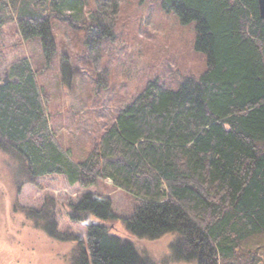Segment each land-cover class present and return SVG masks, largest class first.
I'll list each match as a JSON object with an SVG mask.
<instances>
[{"label": "trees", "instance_id": "1", "mask_svg": "<svg viewBox=\"0 0 264 264\" xmlns=\"http://www.w3.org/2000/svg\"><path fill=\"white\" fill-rule=\"evenodd\" d=\"M75 3L61 5L72 9ZM159 3L184 23H196L195 47L206 54L207 68L178 89L149 81L117 111L85 159L75 160L55 140L37 79L42 69L24 56L8 65L9 83L0 81V151L18 163L17 191L52 176L85 190L66 212L70 222L86 227L85 236L60 229L53 196L40 209L22 208L35 228L76 244L72 264H158L112 231L119 218L112 199L91 190L100 180L140 201L134 216L123 219L131 236L178 235L164 264H229L247 241L264 235V19L258 0ZM17 34L39 38L49 62L57 51L48 15L18 19Z\"/></svg>", "mask_w": 264, "mask_h": 264}, {"label": "rangeland", "instance_id": "2", "mask_svg": "<svg viewBox=\"0 0 264 264\" xmlns=\"http://www.w3.org/2000/svg\"><path fill=\"white\" fill-rule=\"evenodd\" d=\"M65 1L0 0V81L6 78L8 65L24 56L35 69H42L37 79L47 95L55 140L80 160L117 111L149 81L178 89L186 77L205 72L207 57L195 47L196 23H184L174 11H164L159 0H75L72 9L61 5ZM42 14L52 19L57 43L50 62L39 38L25 40L17 34L18 19ZM17 165L0 151V264H72L76 244L35 228L22 208L40 209L45 198L53 196L60 229L85 236L86 227L70 222L66 213L67 204L85 190L71 186L63 176H52L41 180L40 187L25 185L18 192L13 174ZM91 190L112 199L119 217L111 225L114 233L130 239L138 253L150 255L158 264L168 262L176 233L157 240L131 236L123 219L134 216L140 201L110 180H100ZM256 263L264 264V235L252 237L229 260Z\"/></svg>", "mask_w": 264, "mask_h": 264}, {"label": "water", "instance_id": "3", "mask_svg": "<svg viewBox=\"0 0 264 264\" xmlns=\"http://www.w3.org/2000/svg\"><path fill=\"white\" fill-rule=\"evenodd\" d=\"M258 3H259V10H260V15H261V18L264 19V0H258ZM3 82L4 83H9V79H3ZM17 82V80H16Z\"/></svg>", "mask_w": 264, "mask_h": 264}, {"label": "flooded vegetation", "instance_id": "4", "mask_svg": "<svg viewBox=\"0 0 264 264\" xmlns=\"http://www.w3.org/2000/svg\"><path fill=\"white\" fill-rule=\"evenodd\" d=\"M5 75H6V78L9 79V70H8V68H6ZM6 78H5V79H6Z\"/></svg>", "mask_w": 264, "mask_h": 264}]
</instances>
